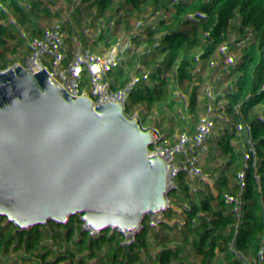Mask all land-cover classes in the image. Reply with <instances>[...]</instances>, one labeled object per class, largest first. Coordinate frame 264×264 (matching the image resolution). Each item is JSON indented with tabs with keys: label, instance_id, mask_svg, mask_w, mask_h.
Listing matches in <instances>:
<instances>
[{
	"label": "trees",
	"instance_id": "16d2710c",
	"mask_svg": "<svg viewBox=\"0 0 264 264\" xmlns=\"http://www.w3.org/2000/svg\"><path fill=\"white\" fill-rule=\"evenodd\" d=\"M68 40L83 47L80 83L59 96L70 108L44 119L32 152L52 147L68 171L50 180L69 185L80 157L110 146L114 159L100 158L67 212L70 227L97 216L82 249L109 264L123 248L141 261L159 240L166 253L167 201L182 181L194 194L176 217V264H264V0H0L1 126L25 130L32 103L16 78L30 77L40 48L59 71ZM15 137L0 138V158L30 172Z\"/></svg>",
	"mask_w": 264,
	"mask_h": 264
},
{
	"label": "rangeland",
	"instance_id": "374dc122",
	"mask_svg": "<svg viewBox=\"0 0 264 264\" xmlns=\"http://www.w3.org/2000/svg\"><path fill=\"white\" fill-rule=\"evenodd\" d=\"M83 47L78 41L68 40L66 41V47L64 52L57 54V61L60 65L59 71L56 73L52 71V65L53 63L49 59L48 51L40 48L38 49L37 53L33 55L28 61L30 64L32 73L28 79L25 80V88L24 91H22L23 94L27 93L29 96V101L32 103V107L30 110V118L29 124L23 131L19 123H5L2 126L0 125V138L5 140L10 135H14L15 140L12 147V149H15L18 153L21 155V159H27L28 158V164L30 172L34 169L36 171L39 170L40 167L45 166L46 172L45 174L39 173V178H41L42 182L47 185L48 179H53L56 175V173L59 172H67L68 168L65 166L64 162H62V165L59 166L58 159H62V157H50L49 155L53 153V148L49 149H42L39 148L40 152L38 155L34 156V152H32L33 147H36L37 149L39 146V143L37 142L40 140V134L44 130V125L42 124L44 119H48L50 115L52 116L55 112L57 113L62 111L66 112L70 108V104H61L59 103V96L68 93L71 89L75 87V85L80 83L81 75L78 72L80 62L78 61L79 56L82 53ZM73 58V59H70ZM35 66L40 67V71H36L37 68ZM36 68V70H35ZM70 68H73V74H69L71 80H67V83L64 86H61L54 90L53 87L58 86L60 83L63 74L62 72L68 73ZM21 92L18 91L17 94ZM64 114V113H63ZM1 121V117H0ZM67 122V120H65ZM39 130V131H38ZM37 144V145H36ZM36 145V146H35ZM109 145H105L100 151L92 150L91 154L89 156H82L80 157L77 162L74 165L73 169V178L74 180H80V181H89L91 178L90 176L95 174L97 171L94 168V162L96 159L103 158L105 162H108L110 160H113L114 157L108 156L109 153ZM34 149V150H35ZM83 152V150H80ZM11 160H18L16 156H14L11 153H8L4 155L2 158H0V165L4 162H9ZM58 164V165H57ZM35 165V166H34ZM38 166V167H37ZM58 170L56 171L55 169ZM21 172L23 174V182L29 183V174L30 172H26L24 168L21 169ZM38 173V172H37ZM68 185L61 183L58 179L55 180V188L59 189L60 187H66ZM92 189L96 191L97 194H99L102 191V184L101 183H95L93 181ZM193 193V192H192ZM194 194V193H193ZM84 195V194H83ZM87 195L83 196L86 197ZM178 211H176V216L178 215ZM43 217V213L41 215V218ZM170 218V217H169ZM42 227L44 228L45 221L42 218ZM184 220L181 222L177 221V219H174L173 225L175 227L176 231H181L182 228L185 226ZM157 222L154 220V223L152 226H155ZM157 233L159 234L160 238L163 237V227L162 223H159ZM164 225V224H163ZM151 228V227H150ZM151 230L149 229V233H144L143 237L146 241V243L149 241ZM139 234H141V231H139ZM84 246V250H85ZM217 252H221L222 247L218 246L216 248ZM122 252V258L120 261H117L116 264H154V259L156 257H160L165 253L164 249V240H159L156 248L154 250V254H151L149 252H145L142 250L141 252H138V255L140 257L139 261L136 256H132L129 254L127 250L124 248L121 250ZM180 253V252H179ZM178 251H176V254H179Z\"/></svg>",
	"mask_w": 264,
	"mask_h": 264
},
{
	"label": "built area",
	"instance_id": "2783aa9c",
	"mask_svg": "<svg viewBox=\"0 0 264 264\" xmlns=\"http://www.w3.org/2000/svg\"><path fill=\"white\" fill-rule=\"evenodd\" d=\"M35 67L36 71H40V67ZM25 80L23 77L16 78V85L21 93L25 88ZM102 164V161L97 159L94 162V168L98 169ZM37 172L45 174L46 167L42 166L38 171L34 170L29 174V185L26 187L22 179L23 174L16 161L0 165V210L3 221L11 225L15 224L28 236L43 235L48 243L69 240L77 245L83 256L92 258L96 264H109L98 262L93 250L84 251L82 249L83 238L90 226L97 220V216L91 214L81 225L75 227L68 225L67 212L78 204L87 181L74 180L68 186L56 190L49 188L45 183H40L36 179ZM175 192L178 197L168 199L167 204L179 211L191 203L192 193L185 189V182L182 181L175 185ZM158 206L156 204L155 211L158 210ZM39 209L43 211L44 228L36 225ZM174 215L176 212L164 223L167 252L160 256L154 264H176L175 257L178 255L175 245L176 234L173 221L176 216ZM200 264L206 263L203 261Z\"/></svg>",
	"mask_w": 264,
	"mask_h": 264
},
{
	"label": "water",
	"instance_id": "95a60500",
	"mask_svg": "<svg viewBox=\"0 0 264 264\" xmlns=\"http://www.w3.org/2000/svg\"><path fill=\"white\" fill-rule=\"evenodd\" d=\"M0 264H96L73 242L48 243L43 235L24 234L3 221L0 210Z\"/></svg>",
	"mask_w": 264,
	"mask_h": 264
},
{
	"label": "crops",
	"instance_id": "0c3cea01",
	"mask_svg": "<svg viewBox=\"0 0 264 264\" xmlns=\"http://www.w3.org/2000/svg\"><path fill=\"white\" fill-rule=\"evenodd\" d=\"M47 186L50 187V188H55V181L51 182L50 179H48V183H47ZM61 188V187H60ZM178 256H183L182 253H179ZM178 264H183V263H178Z\"/></svg>",
	"mask_w": 264,
	"mask_h": 264
}]
</instances>
